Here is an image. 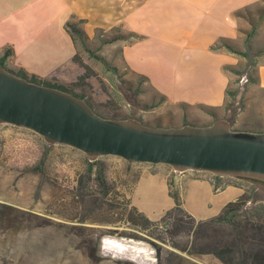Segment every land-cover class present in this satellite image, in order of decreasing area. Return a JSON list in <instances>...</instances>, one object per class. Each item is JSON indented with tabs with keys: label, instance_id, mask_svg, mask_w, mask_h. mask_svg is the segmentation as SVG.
Wrapping results in <instances>:
<instances>
[{
	"label": "rangeland",
	"instance_id": "374dc122",
	"mask_svg": "<svg viewBox=\"0 0 264 264\" xmlns=\"http://www.w3.org/2000/svg\"><path fill=\"white\" fill-rule=\"evenodd\" d=\"M262 8L263 4L253 6L238 20L241 43L231 47L241 52L249 48L250 59L235 55L239 62L230 71L229 91L237 94L225 119L207 110L165 103L121 61V45L130 38L120 28L95 33L89 43L94 57L78 46L89 70L71 63L52 82L66 87L104 119L165 128L205 127L225 120L232 130L258 132L264 129V90L247 75L250 69L255 79L257 68L264 65ZM118 36L123 39L110 41ZM89 163H97L90 174ZM99 172L106 196L95 180ZM227 183L242 190L251 185L238 177L129 164L112 156L88 157L68 146L47 144L30 130L0 124V264H222L211 252L215 244L229 240L230 230L195 234L167 224L136 230L126 224L118 204L124 201L131 207L133 197L140 212L158 221L175 205L169 190L178 194L182 207L196 220H206L236 196V189ZM104 236L123 238L121 258L99 254ZM151 241L161 246L160 254ZM107 243L112 242L105 244L111 250Z\"/></svg>",
	"mask_w": 264,
	"mask_h": 264
},
{
	"label": "crops",
	"instance_id": "0c3cea01",
	"mask_svg": "<svg viewBox=\"0 0 264 264\" xmlns=\"http://www.w3.org/2000/svg\"><path fill=\"white\" fill-rule=\"evenodd\" d=\"M261 1L0 0V59L9 51L8 69L48 78L71 64L76 54L64 29L72 17L84 21L89 42L98 29L118 27L137 36L122 43L121 61L132 74L145 77L165 103L207 110L225 119L232 79L225 68L234 69L239 59L223 46L212 47L220 40L230 46L241 43L235 13ZM256 78L257 87L264 90V65L257 68ZM227 187L237 191L232 200L243 192Z\"/></svg>",
	"mask_w": 264,
	"mask_h": 264
},
{
	"label": "water",
	"instance_id": "95a60500",
	"mask_svg": "<svg viewBox=\"0 0 264 264\" xmlns=\"http://www.w3.org/2000/svg\"><path fill=\"white\" fill-rule=\"evenodd\" d=\"M0 124L30 130L47 144L68 146L88 157L112 156L129 164L264 183V133L234 131L223 121L165 128L104 119L84 100L1 66Z\"/></svg>",
	"mask_w": 264,
	"mask_h": 264
},
{
	"label": "trees",
	"instance_id": "16d2710c",
	"mask_svg": "<svg viewBox=\"0 0 264 264\" xmlns=\"http://www.w3.org/2000/svg\"><path fill=\"white\" fill-rule=\"evenodd\" d=\"M259 4L264 5V0L261 3L255 4L253 6H258ZM251 6V7H253ZM247 7L243 10L237 11L235 17L237 19L243 18V12L249 10ZM264 15V9H259V16ZM83 20H78L72 17L68 20L64 29L66 33L70 36L73 45L76 49V54L71 59V62L77 64L81 68L88 69L87 66L81 61L77 48L78 46L85 51L89 56L94 57V52L91 51L89 47V39L83 30ZM251 25H253L251 23ZM115 27L110 30H114ZM109 30L98 29L96 32L105 33ZM252 31H255V26L252 27ZM95 32V33H96ZM129 38L137 39L134 34H129ZM249 39L250 36L246 35ZM118 39H123L122 36L115 37L110 41H115ZM105 41V42H110ZM104 42V41H103ZM223 46L229 52L244 57L247 61L250 59V53L247 51L241 52L233 49L226 41L220 40L219 43L215 44L212 48L216 49ZM10 52L6 51L3 57L0 59V66L6 68L5 60L9 56ZM250 62V61H249ZM252 65L251 62L248 63L249 66ZM7 69V68H6ZM231 71V68H225ZM17 76L26 79L32 83L47 86L51 88H56L58 90L72 94L75 97L77 95L73 94L66 87L56 85L53 81V76L48 78H39L34 75H28L26 72L19 70L13 71L7 69ZM89 70V69H88ZM248 79L252 83H257V78L253 79L251 71L247 75ZM143 81L147 79L140 76ZM237 91H226V95L229 97L230 101L227 103V107L232 109L233 101ZM210 112V111H209ZM212 114V112H210ZM228 123V122H227ZM97 163H89L86 167L88 174L92 172ZM251 183L247 188L243 189L241 195L236 199L227 202L220 213L212 218L206 220H196L191 215H189L183 208L179 200L178 194H172L168 190V194L175 201V205L167 210L158 221H153L145 216L143 213L139 212L135 207H128L127 203L124 201L119 202L118 206L122 207V217L124 218L126 224L133 227L136 230L147 231L151 227H156L158 225L164 224L170 227H175L177 229L181 228L188 232L197 234L203 231L206 235L209 232H216L217 229H227L230 230L228 235L229 240L224 241L220 244H215L211 254L218 259L222 264H264V183L256 180L245 179ZM95 180L101 193L106 196L108 193L105 191V179L101 172L95 175ZM139 178L137 179V181ZM136 181V182H137ZM212 187L216 188L212 182H210ZM227 183L225 186H229ZM256 185H261L260 188ZM223 189V188H222ZM151 246L156 250L157 255L160 254V245L154 241H151Z\"/></svg>",
	"mask_w": 264,
	"mask_h": 264
},
{
	"label": "clouds",
	"instance_id": "9594fccd",
	"mask_svg": "<svg viewBox=\"0 0 264 264\" xmlns=\"http://www.w3.org/2000/svg\"><path fill=\"white\" fill-rule=\"evenodd\" d=\"M121 240H123L122 237H113V236L101 237L99 244V254L103 255L105 253H109L113 259L121 258L123 256V253L118 251L120 247H123V245L120 243ZM106 242H112V244L115 245L116 247H113L110 250L108 247L105 246ZM141 243H143V241H141ZM132 264H135V262L133 261Z\"/></svg>",
	"mask_w": 264,
	"mask_h": 264
},
{
	"label": "bare ground",
	"instance_id": "6f19581e",
	"mask_svg": "<svg viewBox=\"0 0 264 264\" xmlns=\"http://www.w3.org/2000/svg\"><path fill=\"white\" fill-rule=\"evenodd\" d=\"M107 246H109V247H116L115 245H113L112 243H107ZM124 248V246L123 247H120L118 250H121V249H123Z\"/></svg>",
	"mask_w": 264,
	"mask_h": 264
}]
</instances>
